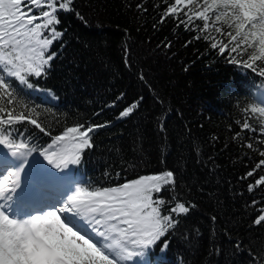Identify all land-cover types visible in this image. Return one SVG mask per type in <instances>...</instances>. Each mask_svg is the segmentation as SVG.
I'll return each instance as SVG.
<instances>
[{"label": "trees", "instance_id": "16d2710c", "mask_svg": "<svg viewBox=\"0 0 264 264\" xmlns=\"http://www.w3.org/2000/svg\"><path fill=\"white\" fill-rule=\"evenodd\" d=\"M139 2L75 0L87 24L75 13L59 14L57 27L66 30L65 35L52 46L58 58L46 78L33 81L39 91L29 98L13 82L18 90L17 112L25 110L24 104L34 107L39 113L35 118L52 135L78 123L111 122L93 136L94 147L80 163L62 169L53 166L43 178L52 183L56 172H62L68 178L63 189L92 190L105 181V173L114 176L129 164L139 166L128 169V179L172 170L177 177L176 195L195 208L180 217L178 230L166 237V250L161 241L131 264H254L250 253L264 256V222L254 224L264 209V185L256 186L254 181L264 175V168L247 180L240 177L264 159L259 155L264 151V103L258 97L264 94V76L239 61L231 62L227 53L213 52L208 42L183 47L194 33L182 28L173 33L172 21L154 30L153 23L166 5L145 0L148 11L141 14L135 8ZM155 4H161L159 10ZM165 37L174 42L173 47L158 48ZM249 51L259 55V45ZM121 93L124 99L115 108L106 107ZM46 94L51 98L46 99ZM140 97L138 111L116 119ZM245 121L256 132H241ZM19 127L33 146L51 142L34 126ZM236 133L240 137L234 139ZM250 137L254 148L242 147ZM16 157L22 164L27 159L30 165H51L39 152ZM160 195L168 198L169 193Z\"/></svg>", "mask_w": 264, "mask_h": 264}, {"label": "snow or ice", "instance_id": "6c2138e0", "mask_svg": "<svg viewBox=\"0 0 264 264\" xmlns=\"http://www.w3.org/2000/svg\"><path fill=\"white\" fill-rule=\"evenodd\" d=\"M161 3L166 7L153 23L154 30L159 31V26L172 21L173 33L181 28L186 33H194L184 41L183 47L197 41L208 42L213 52L221 56L227 53L226 58L231 62L239 61L264 76V0H161ZM74 5L75 0H0V145L13 155L21 154L25 158L39 152L57 169L80 163L82 156L94 147L93 136L111 122L78 123L52 135L51 130L35 118L39 113L34 107L24 104L25 110L17 112L18 90L13 82L17 83L19 92L29 98L39 91L33 81L46 78L52 62L58 58L52 46L65 35L66 30L57 27L61 24L59 14L75 13L87 24ZM153 7L159 10L161 4ZM135 8L141 14L148 11L145 0L136 3ZM173 43L165 37L158 48L170 49ZM257 44L259 55L249 51ZM49 98L46 94V99ZM123 99L121 93L106 107L115 108L117 101ZM142 101L140 97L125 106L116 119L131 117ZM102 111L103 108L94 116L99 117ZM20 125L34 126L51 142L46 146H33ZM161 131H164L163 124ZM244 131L251 134L256 128L245 121L241 128V132ZM261 133L264 134V129ZM237 137L240 133H236L234 139ZM242 147L254 148L251 137ZM259 155L264 157V151ZM138 166L129 164L114 176L105 173V181L92 190L78 187L65 205L23 220L10 218L4 210L7 200L20 186L23 166L9 170L0 177V264H131L137 257L143 259L146 250L161 241L166 250L169 243L166 237L178 230L180 217L189 214L195 205H186L176 195L177 177L172 170L138 174L128 179V169L135 170ZM262 168L264 159L240 179L247 180ZM254 183L264 185V175ZM248 191H253L252 185L248 186ZM162 192L169 193L168 198L161 196ZM256 203L253 201V207ZM66 216H71V220L66 221ZM211 219L214 223L216 217ZM46 221L53 224L48 225ZM262 222L264 209L254 224ZM42 229L54 231L63 238L54 245L25 253L22 242ZM236 247H240L239 242ZM250 255L254 264L264 259V256Z\"/></svg>", "mask_w": 264, "mask_h": 264}, {"label": "rangeland", "instance_id": "374dc122", "mask_svg": "<svg viewBox=\"0 0 264 264\" xmlns=\"http://www.w3.org/2000/svg\"><path fill=\"white\" fill-rule=\"evenodd\" d=\"M262 96H264V94L262 93L258 94V97L260 100ZM0 155H1L0 156V177H3L4 175H6L9 172V170H19L21 166H23V171L21 174V182H20L19 187H21L22 189H25L28 186L30 188H33L37 192V194H40L42 191L48 192L50 195H48V193L45 195H47L48 198L49 197L52 198V199L50 198L47 199V200H50L52 204L51 205L52 207H48L49 208L48 210L46 209L47 207L45 208V205L41 203L42 202L41 199L33 198L34 201H38L39 207L38 209H34V211H32L28 215V219H30L34 215H43L50 210H53V209H56L58 207L65 205V203L68 201V198L70 197L69 196L70 193L72 192L75 193V191L77 190L74 188L75 186L72 187L70 190L63 189L62 183H64V181H60V180H66L64 178L66 176L61 175L62 172H56L55 178L56 180H59V181H56L54 183L48 182L47 179L43 178V175L46 173V171L50 169L51 167H53V165H50L47 168H44V167H38V165H30L28 162L26 163V165L22 164V162L17 161L16 156L19 154L13 155L11 151L3 145H0ZM6 156L14 157L16 162L14 163V162H11L10 160H7ZM57 187H60V189L62 190L61 191L56 190ZM54 190L56 191L54 192ZM29 199H32V198L27 197L26 199H24V201H21V202L25 204V201ZM40 207H43V208L39 209ZM14 213L16 214V212L12 210H10V212L6 211V214H8L10 218H13V215H15ZM65 219L66 221L71 220V216H66ZM35 237H36V240H34ZM62 238L63 237L61 234H58L54 231H47V230L42 229V230L37 231L35 233V236L33 237L29 236L26 240H24L21 246L24 249L25 253L31 254L35 249L54 245V243L57 240H60Z\"/></svg>", "mask_w": 264, "mask_h": 264}, {"label": "bare ground", "instance_id": "6f19581e", "mask_svg": "<svg viewBox=\"0 0 264 264\" xmlns=\"http://www.w3.org/2000/svg\"><path fill=\"white\" fill-rule=\"evenodd\" d=\"M7 195V194H6ZM38 194H37V192L33 189V188H25V189H22L21 187H18L17 189H16V191L14 192V193H12L11 194V199L10 200H7V208H5L4 210H5V212L7 211H9L10 212V210H12V211H16L17 210V208H19V207H24V208H26L25 210H29V209H35V208H37V207H39V203L38 202H36V201H34L33 200V198H39V199H41V203H43L44 205H45V208L47 207H52L51 205V202H50V200H47V199H49L47 196H40V197H38L37 196ZM32 198V199H29V200H27V201H25V204L24 203H22L21 201H24V199L25 198ZM46 200V201H45ZM32 201H34L33 203H32ZM50 204V205H49ZM27 207H26V206ZM47 205V206H46ZM57 207V206H56ZM49 209V208H48ZM24 217V216H23ZM28 217V216H27ZM24 218H21V220H23ZM34 240H36V237H35V239Z\"/></svg>", "mask_w": 264, "mask_h": 264}, {"label": "clouds", "instance_id": "9594fccd", "mask_svg": "<svg viewBox=\"0 0 264 264\" xmlns=\"http://www.w3.org/2000/svg\"><path fill=\"white\" fill-rule=\"evenodd\" d=\"M45 223L48 224V225H52L53 224L52 221H46Z\"/></svg>", "mask_w": 264, "mask_h": 264}]
</instances>
